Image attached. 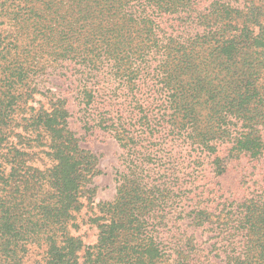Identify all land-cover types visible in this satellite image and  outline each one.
<instances>
[{
  "label": "trees",
  "instance_id": "1",
  "mask_svg": "<svg viewBox=\"0 0 264 264\" xmlns=\"http://www.w3.org/2000/svg\"><path fill=\"white\" fill-rule=\"evenodd\" d=\"M203 1L0 0V264L29 244L43 264H264V0ZM46 47L80 86L85 129L114 130L128 154L93 246L71 230L100 170L67 102L15 132ZM231 169L242 187L263 171L259 187L237 196L220 184Z\"/></svg>",
  "mask_w": 264,
  "mask_h": 264
},
{
  "label": "rangeland",
  "instance_id": "2",
  "mask_svg": "<svg viewBox=\"0 0 264 264\" xmlns=\"http://www.w3.org/2000/svg\"><path fill=\"white\" fill-rule=\"evenodd\" d=\"M208 4L209 3L204 0L199 7L201 10H204L208 7ZM48 52H51L49 47L40 51V55L44 56V59H40V57V60L38 59L40 72L32 74L33 79H31L30 82L27 81L28 88L22 90V94L25 95L24 99L16 101L15 119L17 123L15 124V132H21L23 125L26 126L30 124V122L25 120L31 118L39 111L50 109L56 100L64 99L67 102L66 106L70 109V113L72 114V117L69 119V127L77 134V137L80 138L82 148L94 157L96 156L98 159L97 168L100 170V173L97 174L92 183V187L95 188L94 203L89 205L86 204L82 211L77 214L76 219L72 222L74 226L71 230L72 235L79 236L86 246H93L97 243L99 236L97 224L94 222L96 218L101 216L98 204L115 200L118 189V178L120 173L125 172L127 168L125 159L128 154L121 146L118 138L115 137L114 130H104L100 128L97 125L98 121L91 122L93 127L90 131L85 129L84 121L81 119L83 113L80 111L79 84L75 78L71 77V73L68 74L64 69V67L67 66L66 64L56 67L55 63L54 65L49 63V61L53 62V60L48 57ZM5 67H7V65ZM25 67L33 69L28 65H25ZM29 94L31 95L29 96ZM29 131L32 137L35 138L37 132H33L32 129H29ZM10 141L16 142L14 135H11ZM39 149L34 151L39 153L41 150ZM33 164L41 169H45L50 167L52 162L49 161L44 154L40 153L35 158ZM231 170L232 171L229 172L226 178L220 179V184H225L228 181V186H232L231 191L237 193V196L243 195L245 192L249 193L251 190H254L255 187H259L256 186V182L258 179H262V177L259 176H261L263 171H257V175L254 179L248 180L246 186L242 187L239 183L236 184L234 177L237 173L233 169ZM206 177L209 179L212 177L210 171L206 173ZM208 181L209 180L206 179L200 184H205ZM235 184L236 187L233 186ZM213 187L214 186H210V188ZM82 202L83 204L85 203V201ZM186 225H184V229ZM194 229L193 226H190L187 230V234H193ZM200 234V231L195 234L196 239L200 241V243L206 241L208 236H212L210 232L202 236ZM209 245L210 244H204L202 247L207 248ZM45 251V246L41 244H29L28 252L24 254L23 264H43ZM216 261L218 264H223L220 258H217Z\"/></svg>",
  "mask_w": 264,
  "mask_h": 264
}]
</instances>
